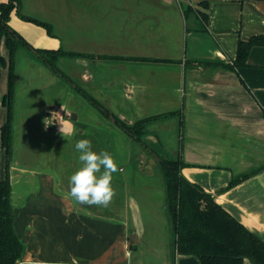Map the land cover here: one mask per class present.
I'll return each instance as SVG.
<instances>
[{"label": "crops", "instance_id": "1", "mask_svg": "<svg viewBox=\"0 0 264 264\" xmlns=\"http://www.w3.org/2000/svg\"><path fill=\"white\" fill-rule=\"evenodd\" d=\"M75 2L32 0L30 5L22 0V13L50 23L53 37L17 13L9 22L34 48L91 56L62 58L61 76L32 50L18 49L22 59L33 63L32 69H45L50 76L36 87L47 92L41 116H20L17 84L23 77L17 52L10 179L15 231L25 245L17 264H201L195 255H173L165 182L155 155L182 160L188 181L264 241V44L251 49L245 67L230 65L240 41L264 35V1ZM189 5L204 10L206 21L199 14L186 17ZM30 27L38 33L34 43L23 33ZM130 57L151 61L125 60ZM0 91L4 96L8 87L4 91L0 86ZM103 109L127 125L176 114L145 122L143 145ZM54 112L67 121L64 136L59 121L52 119ZM7 114L2 107L1 125ZM119 135L131 149L143 151L135 158L132 152L125 155L136 173L120 167L113 178V186L122 188L114 198L122 199H113L107 208L76 204L67 195L70 176L57 168L60 148L54 152L56 144L50 139L70 142L72 148L77 140L89 139L93 151L114 155ZM27 144L41 148L38 161L30 163L28 153L19 151V145ZM6 164L1 150L0 181L6 179ZM150 194L162 195L161 200L153 202ZM244 264L252 263L246 259Z\"/></svg>", "mask_w": 264, "mask_h": 264}, {"label": "trees", "instance_id": "2", "mask_svg": "<svg viewBox=\"0 0 264 264\" xmlns=\"http://www.w3.org/2000/svg\"><path fill=\"white\" fill-rule=\"evenodd\" d=\"M13 13L24 21L44 28L49 36H54V27L45 21L24 15L22 0H7L0 3V86L2 68H9V86L2 96L0 91V111L7 107V121L0 124V151L5 150L7 157L6 179L0 181V264H17L22 260L25 245L15 231V212L12 205V184L10 167L14 149V99H15V61L20 46L35 50L41 61L57 74L64 76L58 67L62 58H91L82 53H70L62 48L48 50L34 48L21 34L9 24ZM186 17L199 14L206 21L207 13L189 5L184 9ZM3 41L9 50V60L1 52ZM264 44V35L255 36L249 41H240L237 56L231 67L237 69L248 65L251 49ZM114 58V57H113ZM116 58V57H115ZM110 59V58H109ZM128 61H151L144 58H127ZM95 106L100 104L92 101ZM104 113L137 142L142 140L144 123L164 119L176 113L164 114L127 125L106 109ZM148 148V147H147ZM149 150V149H148ZM159 159L166 192V215L170 224L173 255H195L201 264H244L248 259L252 264H264V241L257 237L240 221L219 205L212 195L199 185L188 181L182 173L185 163L182 160ZM256 172V171H255ZM255 172L234 179L227 187L230 189L248 179Z\"/></svg>", "mask_w": 264, "mask_h": 264}, {"label": "rangeland", "instance_id": "3", "mask_svg": "<svg viewBox=\"0 0 264 264\" xmlns=\"http://www.w3.org/2000/svg\"><path fill=\"white\" fill-rule=\"evenodd\" d=\"M27 1L31 5L30 2L32 0L31 1L27 0ZM54 1H56V0H54ZM64 1L66 2V0H64ZM69 1H71L72 4H76L75 0H69ZM182 3H183V1H182ZM29 23L30 22H28V24ZM32 24L33 23H31V25ZM12 26L15 27V29H16V27H18V26H16L15 22H12ZM36 28H42V27L39 26ZM23 33L25 36H27L28 40L30 39L32 41V43H34V41L37 40L36 36L34 35V34H38L37 31L35 30V27L23 29ZM1 52L5 56V58L7 60H9V56H10L9 50L6 47L4 41L2 43ZM19 55L21 56V59L19 60V72H20V75L23 77V79L21 80V82L19 84H17V90L19 92V99H20V105H19L18 111H20L19 113H20V116H22V117H25L28 114H32L34 116H36V115L41 116V114H42L41 100L47 92L45 90H43L42 87H38L37 89H36V87L38 86L37 83L39 82V80H41L42 78L49 77L50 75L47 73V71L45 69L40 70L41 73L39 71H37V68L32 69L33 63H31V61H29L27 59H24V58L22 59L21 52H20V54L18 52V56ZM58 67L64 73L60 64H58ZM51 70H50V72H51ZM17 77H19V76L16 75V81H17ZM8 79H9V68L3 67L2 72H1V88L4 91L7 89L8 85H9ZM39 88H41V89H39ZM54 89L53 88L51 89L52 94H53ZM51 103H53L52 99H51ZM88 120H90V119L88 118ZM50 141H51V143L55 142V144H56V149H54V152L57 150L58 147L60 148L59 151H61V154L59 156H57V159H56L57 168L61 169V173H62V175H64V177L71 176L81 166L79 159H78L80 153L77 152L74 148L70 147L71 146L70 142L69 143L67 141L59 142L58 138H56L55 141H53V139H50ZM20 150H22V151L24 150L28 153V155L30 157V163H33L35 160L38 161L41 158V154H40L41 148H34L31 146V144H27V145H24L22 147L19 145V151ZM170 151H172V150H170ZM113 152H114V155L112 154V156L115 159V161L117 162L119 167H124V168L128 169V171H129L128 173L130 175H131V171H132V173H136L135 170H132L131 164H128L130 161H128V163H125V160H124L125 155H128V153L132 152L133 157L135 158L136 156L139 155V153H141V152L143 153L142 150L136 149V147L131 149V146H128L127 143L124 140H122L120 138V135H119L116 137V146H115V149L113 150ZM56 153H57V151H56ZM154 169L157 171L156 167H154ZM158 169H159V172L161 173L163 182H165L160 165H159ZM120 173L121 172L114 173L113 178H114V176L116 177V175L120 174ZM113 183H114V181H113ZM156 183H159V181H157ZM114 188L116 189V191L117 190L122 191V188H120V189H117V187H114ZM148 197H151V200L153 202H159L161 200L162 195L157 194V195L151 196V194H150V195H148ZM114 199L119 201L122 198H114ZM121 206H122V203H121ZM157 210L159 212V209H157Z\"/></svg>", "mask_w": 264, "mask_h": 264}, {"label": "clouds", "instance_id": "4", "mask_svg": "<svg viewBox=\"0 0 264 264\" xmlns=\"http://www.w3.org/2000/svg\"><path fill=\"white\" fill-rule=\"evenodd\" d=\"M62 109L64 106L62 104ZM66 113V112H65ZM52 119L59 121L60 133L68 131L67 121L59 113H52ZM48 119L44 124L47 127ZM79 152L80 167L69 177L67 195L78 205L107 208L117 195L113 186V174L122 171L108 151H93L89 139H80L74 143Z\"/></svg>", "mask_w": 264, "mask_h": 264}, {"label": "built area", "instance_id": "5", "mask_svg": "<svg viewBox=\"0 0 264 264\" xmlns=\"http://www.w3.org/2000/svg\"><path fill=\"white\" fill-rule=\"evenodd\" d=\"M178 2H182V1H185V0H176ZM251 1H264V0H251Z\"/></svg>", "mask_w": 264, "mask_h": 264}, {"label": "water", "instance_id": "6", "mask_svg": "<svg viewBox=\"0 0 264 264\" xmlns=\"http://www.w3.org/2000/svg\"><path fill=\"white\" fill-rule=\"evenodd\" d=\"M33 52H35V50H32Z\"/></svg>", "mask_w": 264, "mask_h": 264}]
</instances>
